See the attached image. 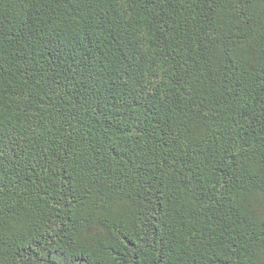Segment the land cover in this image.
I'll return each instance as SVG.
<instances>
[{"label": "trees", "instance_id": "1", "mask_svg": "<svg viewBox=\"0 0 264 264\" xmlns=\"http://www.w3.org/2000/svg\"><path fill=\"white\" fill-rule=\"evenodd\" d=\"M0 264H264V0H0Z\"/></svg>", "mask_w": 264, "mask_h": 264}]
</instances>
